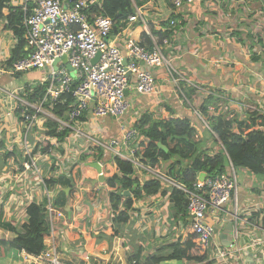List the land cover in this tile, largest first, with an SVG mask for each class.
I'll return each mask as SVG.
<instances>
[{
	"label": "built area",
	"instance_id": "built-area-1",
	"mask_svg": "<svg viewBox=\"0 0 264 264\" xmlns=\"http://www.w3.org/2000/svg\"><path fill=\"white\" fill-rule=\"evenodd\" d=\"M194 1L147 0L144 5L132 1L133 13L125 18V24L120 28L124 32L120 33L113 31V20L99 11L103 0L10 1L11 5L21 6L24 11L22 23L25 27V48L28 53L14 61L11 66L7 65L10 53L5 55L0 66V76L6 72L13 75L32 70L45 72L44 79L39 81L46 83L41 101L32 102L26 98L27 92L33 90L37 82L11 91L0 87V94L6 96L5 99L0 97V109L7 105L12 111L18 110L23 131L15 127L20 137V157L15 165L21 167V170H18L19 176L15 185L7 183L16 187L11 189L10 199L19 203L26 196V186L29 185L26 178L29 177H34V187L41 186L46 197L43 205L47 224V233L43 236L44 250L37 255H26L32 257L34 264L44 261L60 264L55 242L60 231L55 221L65 214V210L55 205V196L46 186L40 163L55 166L57 175L65 177L71 174L82 156L94 157L93 161L98 162L100 166L105 158L110 157L114 167V159L119 158L132 164V178H137L140 185L146 181L144 176L150 175L162 180L167 187H171L170 190L176 188L184 193L187 215L185 219H179L178 228L174 226L179 233L176 237L180 238L184 233L181 229L192 232L202 245L204 254L202 261L185 260V264H264L263 225L252 224L250 215L239 207L237 168L231 164L227 155L228 166L223 173L202 174L190 185L178 184L170 177L162 160H159L156 167L148 165V160L140 153V142L146 139L125 119L129 109L132 111L129 94L139 96L155 93L158 70L162 71V78L167 86L183 98L187 97L183 91L186 86L195 94H200L201 98L216 94V91L201 84H192L174 64L179 55L174 42L178 35L176 27L181 19H170V25L173 26L171 37L162 40L152 34L150 29L152 22L156 24L157 30H165L161 25L164 21L161 18L163 5L168 3L176 14ZM4 12L6 13V10ZM258 16L259 34L264 39V14L260 12ZM3 23H6L5 19ZM137 26L150 36V48L141 45L139 40L132 37V31ZM12 42L14 48L16 38L13 34ZM177 46L180 49V46ZM63 55H66L65 62ZM56 59L57 68L53 65ZM67 64L71 66V71L67 69ZM65 94H70L72 98L65 118L55 116L43 106L48 100L54 103L64 101ZM201 103L202 101L194 105L191 113L198 116L208 129L210 115L224 114L233 120L238 117L229 111V106L225 103L216 107L208 106L206 116L199 110ZM257 111L264 115V110ZM140 115L135 116L136 120ZM105 118L118 121L120 137H103L102 131L105 127L101 122ZM47 119L58 123V131H67L62 140L46 135L48 128L44 122ZM241 119H248V114ZM4 121V117L0 116L1 125ZM259 128L263 130L261 126ZM233 130L237 131L236 122L233 124ZM43 142L50 143L46 152L40 151ZM217 149L218 146L216 150L210 149L208 154L214 156ZM70 151H74L72 158L69 156ZM171 193L172 191L168 192L164 202H169ZM148 196L155 197L156 193ZM23 200L25 201V198ZM26 202L35 203V200L30 195ZM134 203L127 209L130 220L138 218L134 213ZM19 205H22V201ZM151 211L147 209L142 214L148 218ZM228 223L232 225L230 240L227 245H223L219 233ZM166 224L167 227L170 226L167 222Z\"/></svg>",
	"mask_w": 264,
	"mask_h": 264
},
{
	"label": "crops",
	"instance_id": "crops-1",
	"mask_svg": "<svg viewBox=\"0 0 264 264\" xmlns=\"http://www.w3.org/2000/svg\"><path fill=\"white\" fill-rule=\"evenodd\" d=\"M139 1L141 4L145 2ZM163 6L161 18L166 20L173 10L168 3ZM260 12L264 14V0H195L181 12L176 13L181 22L176 27L178 35L174 42L179 55L174 64L192 84H201L216 91L214 96L219 98L217 105L225 103L231 113L242 118L253 110L251 108L261 112L264 110V39L259 34ZM4 25L1 19L0 66L5 55H9L13 43L12 31ZM151 28L157 30L156 24L150 22ZM120 32L124 31L120 29L115 31ZM142 33H144L142 28L137 26L132 31V37L140 41ZM44 73L32 70L22 76V73L13 75L6 72L0 76V87L11 91L29 83L42 81ZM162 76V71L158 70L155 93L139 96L129 94L132 111L129 109L128 113L133 114H128L125 119L130 126L136 121L137 114L146 111L155 115L154 117L165 115L192 119L188 106L180 99L183 97H180L177 91L173 92ZM189 90L191 94L193 93L191 104L196 105L195 102L200 98L196 99L194 91ZM0 97L6 98L4 94H0ZM0 112V116L5 120L2 125L0 124V143L3 144L0 147L1 160L5 149L9 151L15 149V153L20 154V137L15 127L21 131L22 129L18 110L12 111L5 105ZM101 124L105 127L102 131L104 138L121 136L116 119L105 118ZM200 126L198 122L196 130L201 128ZM203 140V150L206 152L214 149L213 146L217 148L212 144L213 141L207 142L209 144L207 146L205 136ZM69 156L72 158L74 151H70ZM14 157L17 156L11 155L6 159V163L0 161V264H34L31 256H26L28 254L25 251L14 250L9 243L21 231V224L26 220V209L31 204L26 202L28 197L32 195L35 204L42 205L46 197L41 186L34 187L33 183L36 182L34 177H29L26 178V182L29 183L26 186L28 189L25 190L26 196L23 195L25 201L23 198L16 203L10 199L11 189L16 187L7 183L15 185L19 176L18 170H21V167L12 169L10 162ZM93 158L82 156L71 174L61 177L67 180L70 186L54 184L51 181L46 183L55 198L58 191H64L66 194V199L62 201H65L63 206H58L65 210V214L55 221L60 231L55 241L60 264H142L157 247L174 242L179 234L171 228V225L178 227L177 219L173 217L174 222H171V225L167 221L171 216L168 214L172 201L171 198L169 202L164 201L171 187H167L159 180L161 189L156 192L155 197L143 195L141 199L136 198L139 201L133 200V203L136 201L134 213L138 218L130 220L127 215L125 223H118L112 216L110 195L115 193L119 183L110 186L107 182L117 173V169L110 161V157L105 158L100 166L104 180L100 181L98 171L91 165L95 162ZM14 164H17V160ZM40 165L44 180L59 178L55 166L50 167L47 163ZM165 165L168 170V165L166 163ZM237 169L243 175L241 183L238 184L239 207L250 215L249 220L252 224L257 226L262 224L264 228V175L256 176L245 168ZM145 178L154 177L145 175ZM21 201L22 205H19ZM147 209L152 210L148 218L142 214ZM225 227L219 233L220 236ZM181 231L185 232L184 229ZM1 242L5 244L2 245ZM184 261L181 259L178 264H185ZM41 264L50 263L44 261Z\"/></svg>",
	"mask_w": 264,
	"mask_h": 264
},
{
	"label": "trees",
	"instance_id": "trees-1",
	"mask_svg": "<svg viewBox=\"0 0 264 264\" xmlns=\"http://www.w3.org/2000/svg\"><path fill=\"white\" fill-rule=\"evenodd\" d=\"M10 1L0 0V20H6L4 27L11 30L16 38L15 46L10 50V57L7 60L8 66H11L14 61L28 53L25 48V27L22 23L24 11L21 6L11 5ZM132 1L137 4L142 3L139 0H103L99 11L113 20L114 32L123 27L125 18L133 13ZM179 18V15L171 13L169 19L161 22L165 30L151 28L152 34L157 35L159 40L171 37L173 26L170 25V19ZM150 42V36L142 33L140 44L150 48ZM45 85V82H37L33 90L27 92L26 98L32 102L41 101L45 94ZM187 94L190 95L191 91L188 90ZM63 97L64 101L62 102L54 103L48 100L43 103V106L55 116L65 118V113L69 109L68 104L72 98L70 94H65ZM218 102L219 98L211 95L200 104L199 110L206 115L208 106L216 107ZM247 114L248 119L241 120H238V117H236V120L227 118L224 114L208 117L209 129L203 128L206 132V139L212 140V144L218 146L217 153L214 156H210L208 152L203 150L202 142L196 140V125L192 124L189 117L160 119L154 118L152 113L146 111L141 113L140 118L133 123V126L146 139L140 142V153L148 160V165L156 167L159 160H162L168 165V173L175 182L190 185L196 179H199L202 174L223 173L226 166H228L227 157L236 168H245L256 176L264 175V115L256 111H250ZM234 122L237 124V131L233 130ZM44 124L48 128L46 132L48 136H56L59 140H62L67 133V131H58L56 121L47 119ZM260 126L263 130L259 128ZM41 144L40 151L46 152L50 143ZM2 146L1 142L0 147ZM35 150H38V148H35ZM11 155L17 156L13 158L14 161L20 157L19 152L15 153V149H12V151L5 149L3 158L0 161L6 163V159ZM114 163L118 173L109 178L107 182L110 186H114L116 183H119V186L115 193L110 195V207L115 221L125 223L128 218L127 209L132 206L133 200L143 197V195L156 193L161 189V182L157 178H149L140 185L137 178H132L134 168L131 163L119 158H115ZM49 181L54 184H64L66 187L70 186V183L61 177L56 180H45L46 183ZM171 191L172 206L170 214H168L171 215L169 218L174 220L173 217H175L177 221L185 219L187 215L185 214V195L176 188L171 189ZM63 199H66V194L64 191H58L55 205L57 207L63 206L65 202H62ZM121 199H123L122 202ZM45 233H47V224L43 205L31 203L27 206L26 220L21 224V231L9 243V246L14 250H22L28 254L37 255L44 250L43 236ZM1 244L4 245L5 243L1 242ZM202 252V245L195 239L194 234L185 231L174 242H168L161 247H157L155 252L150 254L142 264H178L181 259L200 262L204 259Z\"/></svg>",
	"mask_w": 264,
	"mask_h": 264
},
{
	"label": "rangeland",
	"instance_id": "rangeland-1",
	"mask_svg": "<svg viewBox=\"0 0 264 264\" xmlns=\"http://www.w3.org/2000/svg\"><path fill=\"white\" fill-rule=\"evenodd\" d=\"M22 76H24V73H22ZM185 89L183 90L184 92H185V94H186V96L187 97H185V98H180L181 100H182V103H185V105L186 106H188V108H189V111H190V113L192 112V108H194V105L192 106L190 103H192V99H191V96H192V94L191 95H189L188 96V94H187V92H188V90L189 89H191L190 87H188L187 88V86L186 87H184ZM180 95V94H179ZM195 96H196V99H198V98H200L197 102H195V103H198V102H201L202 101V103L208 98V97H200V94H194ZM214 96V95H213ZM181 97V96H180ZM223 100V99H222ZM222 100H221V102H222ZM221 102H220V104H221ZM194 103V104H195ZM43 110V109H42ZM44 112H46L45 110H43ZM139 113V112H138ZM129 114H133V112H131V113H129ZM234 115V114H233ZM155 116V115H154ZM192 119H191V122H192V124H194V125H197V123L199 122L200 123V127L201 128H198L197 129V138H196V140H200L201 142H203L204 140V136H205V134H206V132L204 131V129L202 128V127H206L203 123H202V121H200V119L198 118V116H195V114H193L192 113ZM227 116V115H226ZM173 117V116H172ZM172 117H169V116H156V117H154V118H160V119H162V118H172ZM227 118H228V116H227ZM242 118V116H238V119H241ZM209 136V135H208ZM209 138H210V136H209ZM207 140V139H206ZM210 140H211V138H210ZM207 142H209V140H207L206 141V144H207V146H209V144L207 143ZM211 142H212V140H211ZM210 142V143H211ZM43 143H45V142H43ZM213 148L215 149L216 147L215 146H213ZM216 150V149H215ZM11 163V165L13 166V168L16 170V169H19V167H17L12 161L10 162ZM10 166V165H9ZM236 173H237V185L238 184H240L241 183V179H242V177H243V175L239 172V169H237L236 170ZM167 221H168V223L171 225V221H170V219L169 218H167ZM171 228H172V230H174L175 232H177L176 230H177V228H175L174 226H172L171 225Z\"/></svg>",
	"mask_w": 264,
	"mask_h": 264
},
{
	"label": "water",
	"instance_id": "water-1",
	"mask_svg": "<svg viewBox=\"0 0 264 264\" xmlns=\"http://www.w3.org/2000/svg\"><path fill=\"white\" fill-rule=\"evenodd\" d=\"M62 59H63V62H65V61H66V55H63V56H62ZM56 62H57V59H56V60L54 61V63H53V65H54L55 68H57ZM66 67H67V69H68L69 71L72 70V68H71L70 65L67 64ZM126 94H127V91H126ZM91 165H92L93 167H95L96 170L98 171V173H99V180H100V181H103L104 178H103V175H102V173H101L102 170H101V167H100L99 163L94 162V163H92ZM231 229H232V225H231L230 223H228V224L226 225V227H225L224 232H223V233L221 234V236H220V238H222V243H223V245H227V244H228V241L230 240V238H229V234L231 233Z\"/></svg>",
	"mask_w": 264,
	"mask_h": 264
},
{
	"label": "clouds",
	"instance_id": "clouds-1",
	"mask_svg": "<svg viewBox=\"0 0 264 264\" xmlns=\"http://www.w3.org/2000/svg\"><path fill=\"white\" fill-rule=\"evenodd\" d=\"M201 177V176H200Z\"/></svg>",
	"mask_w": 264,
	"mask_h": 264
}]
</instances>
